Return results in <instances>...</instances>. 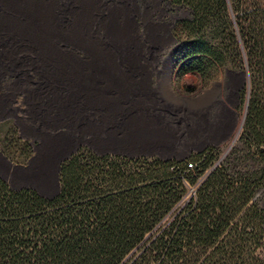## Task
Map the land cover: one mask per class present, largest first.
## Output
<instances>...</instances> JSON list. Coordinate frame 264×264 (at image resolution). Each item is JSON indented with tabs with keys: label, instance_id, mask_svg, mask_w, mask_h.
Here are the masks:
<instances>
[{
	"label": "trees",
	"instance_id": "1",
	"mask_svg": "<svg viewBox=\"0 0 264 264\" xmlns=\"http://www.w3.org/2000/svg\"><path fill=\"white\" fill-rule=\"evenodd\" d=\"M169 1L189 11L172 28L185 70L247 68L230 152L212 165L215 146L182 160L79 149L52 197L0 177V264H264V0ZM0 145L32 154L13 128Z\"/></svg>",
	"mask_w": 264,
	"mask_h": 264
},
{
	"label": "crops",
	"instance_id": "2",
	"mask_svg": "<svg viewBox=\"0 0 264 264\" xmlns=\"http://www.w3.org/2000/svg\"><path fill=\"white\" fill-rule=\"evenodd\" d=\"M171 27L161 0H0V141L13 128L32 146L16 164L0 145V177L52 197L60 163L79 149L182 160L226 142L230 81L213 79L210 95L208 76L184 69L188 57L161 50ZM31 166L52 173L51 191L11 180Z\"/></svg>",
	"mask_w": 264,
	"mask_h": 264
},
{
	"label": "rangeland",
	"instance_id": "3",
	"mask_svg": "<svg viewBox=\"0 0 264 264\" xmlns=\"http://www.w3.org/2000/svg\"><path fill=\"white\" fill-rule=\"evenodd\" d=\"M161 6H162V22L169 23V25L172 26L170 29L171 30L170 43H167V42L163 43L161 45V50L176 51L181 46H180V41H178L176 37L174 36V34L172 33V28L176 20L189 16V11L185 7L174 5L169 0H161ZM206 75L208 76L210 80V88H209L210 95L212 91L211 81L213 79H217L218 76H220L223 81L229 79L230 81L229 87L225 89L222 88L220 95H224V94L231 95L232 94L233 99L231 100L233 102H231V104L229 103L228 106H230L231 108H234L236 111V123H235L233 133L231 134L230 138L226 142H224L221 145L215 146L217 148V153H216V157L213 160L212 165H215V164L217 165L220 162H222L224 157L230 152V149L232 148L237 138V135H238V131H239V127H240V123H241V119H242L244 107H245V93H244V96H242V98L240 97L239 93L241 91H245L247 87V72H246V68L233 69L228 65L218 66V65L209 64L206 70ZM194 95H195V92H194ZM219 111H220V114L218 115V117L220 116L219 122L222 121V126L218 127V131L219 133H222L224 131V133L226 134L228 131L227 127L229 126V124L225 123V122H228L225 119L227 115V108L222 106V108ZM207 128H208V136L211 137L215 133L214 132L215 128L211 126V123L208 124ZM29 158L26 161H22L20 158L11 160L8 157L10 161L16 164H26ZM9 174L11 176V180L14 183L29 184L43 191H51L55 186V182L53 181V178L51 176L52 173L45 171L43 167L32 168L31 166L27 170L24 168H15L14 170H10ZM9 186L14 189H18L17 187H13L10 184ZM58 186H59V183H58ZM257 200H258L259 206L264 210V193H259L257 195Z\"/></svg>",
	"mask_w": 264,
	"mask_h": 264
},
{
	"label": "water",
	"instance_id": "4",
	"mask_svg": "<svg viewBox=\"0 0 264 264\" xmlns=\"http://www.w3.org/2000/svg\"><path fill=\"white\" fill-rule=\"evenodd\" d=\"M246 72H247V86H248V71H247V68H246ZM246 103H247V100H246ZM246 103H245V107H244V111H245V108H246ZM243 115H244V112H243ZM243 118V116H242ZM241 123H242V119H241ZM241 123H240V126H241ZM240 129V127H239Z\"/></svg>",
	"mask_w": 264,
	"mask_h": 264
},
{
	"label": "built area",
	"instance_id": "5",
	"mask_svg": "<svg viewBox=\"0 0 264 264\" xmlns=\"http://www.w3.org/2000/svg\"><path fill=\"white\" fill-rule=\"evenodd\" d=\"M187 166L191 167L193 165L190 162H187Z\"/></svg>",
	"mask_w": 264,
	"mask_h": 264
}]
</instances>
